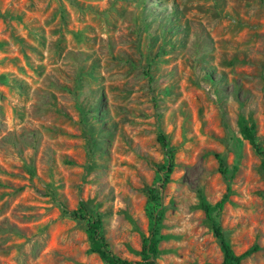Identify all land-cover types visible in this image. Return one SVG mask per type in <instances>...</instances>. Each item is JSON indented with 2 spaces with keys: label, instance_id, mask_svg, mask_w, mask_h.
Masks as SVG:
<instances>
[{
  "label": "rangeland",
  "instance_id": "374dc122",
  "mask_svg": "<svg viewBox=\"0 0 264 264\" xmlns=\"http://www.w3.org/2000/svg\"><path fill=\"white\" fill-rule=\"evenodd\" d=\"M81 202L124 260L155 226L158 264H223L216 223L264 264V0H0V264H106Z\"/></svg>",
  "mask_w": 264,
  "mask_h": 264
},
{
  "label": "trees",
  "instance_id": "16d2710c",
  "mask_svg": "<svg viewBox=\"0 0 264 264\" xmlns=\"http://www.w3.org/2000/svg\"><path fill=\"white\" fill-rule=\"evenodd\" d=\"M242 135L243 138L251 143V145L255 148H258L257 146V141L255 138V135L253 133L252 127L245 126L242 129ZM159 142L162 144V146L168 150L169 145H168V140L167 137L164 134H161L159 136ZM221 171L225 175L227 171V166L224 162V160H221ZM174 167V157H173V152L169 151V156H168V165L163 167L159 172L162 174L161 177V182H160V188L162 189L168 182H169V177L172 173ZM229 183V182H227ZM230 190V187L228 186V191ZM152 192V193H151ZM150 198L151 200L154 199V194L153 191H151ZM228 194L224 195V198L217 204V208L222 209L228 196ZM202 209L205 212V215L208 219L213 221L212 218V213L214 212V208L211 207L210 205L203 203ZM153 218L156 220V215L158 213V210L153 208ZM67 213V212H66ZM68 214L76 220H82L87 222V232H88V239L90 243V250L93 253H96L100 256V258L106 263V264H158L157 261V256H158V250L156 247V235L157 231L154 228L155 226L151 227L150 235L144 240L143 243V249H142V259L139 260L138 262H132V261H127L124 260L118 256H116L112 250L109 248V245L103 235L102 232V225L100 218L98 214L92 212L87 205L84 202H81L78 209L74 212H68ZM221 227L216 225V223L213 224V230L215 233V236L220 239L221 241V246L224 252V262L223 264H237L240 263V261L246 257L247 255L250 254V252L240 256V257H235L233 254V251L229 244L226 242L224 234L222 230H220Z\"/></svg>",
  "mask_w": 264,
  "mask_h": 264
}]
</instances>
